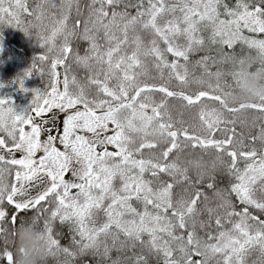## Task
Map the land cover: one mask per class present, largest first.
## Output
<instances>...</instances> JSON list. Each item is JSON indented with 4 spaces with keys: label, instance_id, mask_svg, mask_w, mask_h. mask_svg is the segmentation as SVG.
Returning a JSON list of instances; mask_svg holds the SVG:
<instances>
[{
    "label": "snow or ice",
    "instance_id": "6c2138e0",
    "mask_svg": "<svg viewBox=\"0 0 264 264\" xmlns=\"http://www.w3.org/2000/svg\"><path fill=\"white\" fill-rule=\"evenodd\" d=\"M0 25L35 36L24 76L46 78L19 110L0 96V264L28 212L57 264H242L264 242V95L231 101L228 72L236 45L264 63V0H0Z\"/></svg>",
    "mask_w": 264,
    "mask_h": 264
},
{
    "label": "trees",
    "instance_id": "16d2710c",
    "mask_svg": "<svg viewBox=\"0 0 264 264\" xmlns=\"http://www.w3.org/2000/svg\"><path fill=\"white\" fill-rule=\"evenodd\" d=\"M30 3L35 4L37 0H29ZM56 3H59V0H55ZM226 3L232 5L235 3V0H225ZM207 36V31L202 33ZM59 40H57V43ZM73 47L76 51L83 55L84 50L86 48V42L78 41L74 42ZM236 51L238 54L244 52H250L253 55H256L255 50H249L246 47L241 50L239 45H236ZM43 51L41 45L36 40L35 36L27 35L18 27H13L11 25H0V96H8L11 97V103L17 110L20 108L26 107L29 104V101L32 97L31 89H39L44 90L46 85V78L42 73H37L35 71L31 72L29 75L24 76V70L28 68L38 57V55ZM205 54H214V49H209L208 45H205V49L199 51L194 54V59L198 58L200 55ZM190 72H193L195 75H199L201 69L196 66L189 65ZM210 70L215 71V66H213ZM73 71L77 74L78 77H83L86 73L85 69L80 68L79 66L73 63ZM22 77V85L24 89L27 91H22L21 88L17 85V78ZM182 111V118L185 120L191 121L195 115L196 109H183L181 110L179 107L174 109L175 113H180ZM254 113L245 112L241 114V119L246 121L245 126L243 127V131L247 134L248 132H255V129L252 127V116ZM239 130V127H238ZM3 133H0L2 135ZM257 147L259 148V143H257ZM214 153L202 154L199 152L192 153L191 158H202L203 161H211ZM243 161H241V166H243ZM226 182V177H222L219 175L218 170V187H222ZM207 181H205V186ZM207 195L209 196L210 204H214L215 200L212 197V192L208 191ZM9 212L11 208L9 207ZM24 219L30 218L32 213H22ZM20 223L17 220V225ZM59 225V222H57ZM3 226V225H0ZM57 232L59 233L58 239L62 245H67L71 236L68 232V228L66 225L58 226ZM203 234V233H201ZM111 255L113 258L116 256V251L112 250ZM62 259V257H61ZM47 264H57L56 257L47 258Z\"/></svg>",
    "mask_w": 264,
    "mask_h": 264
},
{
    "label": "clouds",
    "instance_id": "9594fccd",
    "mask_svg": "<svg viewBox=\"0 0 264 264\" xmlns=\"http://www.w3.org/2000/svg\"><path fill=\"white\" fill-rule=\"evenodd\" d=\"M229 78L233 82V102L254 100L264 95V63L250 52L237 54L228 66ZM252 194L264 197V177L257 175L251 186ZM50 241L39 223L32 218L24 219L15 228L13 237L14 264H47ZM242 264H264V242L253 243L241 253Z\"/></svg>",
    "mask_w": 264,
    "mask_h": 264
},
{
    "label": "rangeland",
    "instance_id": "374dc122",
    "mask_svg": "<svg viewBox=\"0 0 264 264\" xmlns=\"http://www.w3.org/2000/svg\"><path fill=\"white\" fill-rule=\"evenodd\" d=\"M169 3H179L180 0H168ZM177 15H180L179 10H177ZM181 42H183V38L181 37ZM46 128L48 127V125L45 126ZM14 155H16L17 157L19 156V153H15ZM75 191V190H73Z\"/></svg>",
    "mask_w": 264,
    "mask_h": 264
}]
</instances>
